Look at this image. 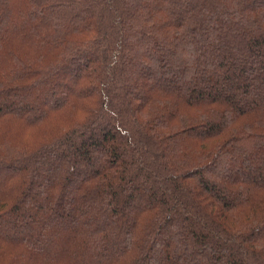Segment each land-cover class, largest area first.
I'll return each mask as SVG.
<instances>
[{
  "label": "trees",
  "instance_id": "16d2710c",
  "mask_svg": "<svg viewBox=\"0 0 264 264\" xmlns=\"http://www.w3.org/2000/svg\"><path fill=\"white\" fill-rule=\"evenodd\" d=\"M0 264H264V0H0Z\"/></svg>",
  "mask_w": 264,
  "mask_h": 264
}]
</instances>
